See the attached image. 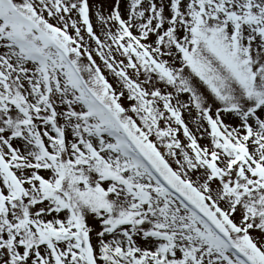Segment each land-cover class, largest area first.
Instances as JSON below:
<instances>
[{"label": "snow or ice", "instance_id": "1", "mask_svg": "<svg viewBox=\"0 0 264 264\" xmlns=\"http://www.w3.org/2000/svg\"><path fill=\"white\" fill-rule=\"evenodd\" d=\"M0 264H264V0H0Z\"/></svg>", "mask_w": 264, "mask_h": 264}]
</instances>
